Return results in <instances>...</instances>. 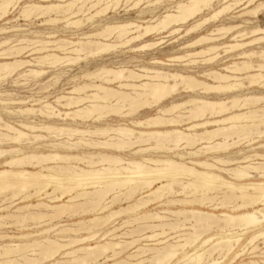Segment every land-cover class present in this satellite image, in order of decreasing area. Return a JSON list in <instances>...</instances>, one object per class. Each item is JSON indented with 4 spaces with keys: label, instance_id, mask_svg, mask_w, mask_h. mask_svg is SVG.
I'll use <instances>...</instances> for the list:
<instances>
[{
    "label": "bare ground",
    "instance_id": "1",
    "mask_svg": "<svg viewBox=\"0 0 264 264\" xmlns=\"http://www.w3.org/2000/svg\"><path fill=\"white\" fill-rule=\"evenodd\" d=\"M17 1L19 0H0V20L7 17L8 8L13 7ZM54 1L58 3L48 2L45 5L30 3L22 8L21 14L23 17L34 15L36 18H48L46 22L63 20L66 22L65 26H76L109 7H119L122 2V0ZM146 1H152V3L170 1L175 4L169 6L166 9L169 10L157 20L155 19L154 23L151 22L152 24H147L148 20H143L137 23L106 25L101 30L98 29L99 31L95 30L96 32L92 34L78 38L77 41L65 38L46 41L20 39L16 40L17 43L10 45L11 39L3 38L0 41V61L10 62L0 63V80L10 78L14 74L19 77L37 78L39 75L42 77L44 70L41 68L43 67L73 64L87 56L104 54L117 47L105 42L111 36L114 37L117 45L126 47L131 43L141 42L153 33L158 35L166 31L169 34H177L188 21L209 9L211 11L208 15H202V18L184 28V35L196 32L209 22L216 21L218 17L239 7L242 12L238 16L249 15L251 19H257L259 13L264 10V0ZM214 2L220 7L213 9ZM137 3L138 1L135 4ZM253 4L254 6L250 7ZM92 9L99 10L86 19L71 21L78 13L85 16L87 15L85 13ZM53 14L55 17L51 18ZM248 19L247 23L250 22ZM144 23L146 25H143ZM239 27L240 24L220 25L181 46L179 49H185L183 55L170 57L165 61L150 62L160 67L171 66L173 61H186L185 65L212 62L221 54L240 51L234 56L238 60H232L233 62L224 66L222 70L225 72L209 69L210 71L202 73L201 76L211 80L212 83L196 79L189 74L164 72L162 69H143L141 73H138L135 72L137 69L134 71L124 66L103 67L82 74L81 78L89 80L90 83L76 84L69 92L70 96L54 99L53 102L57 106L66 110L62 113L55 110L52 102L47 101L34 102L31 107H20L15 110L3 107V112L8 115L24 116L38 113L48 120L57 118L63 121L68 119L71 122H85L90 117L94 120L106 117L108 112H114L120 117H130V119L128 125L107 124V126L104 125L106 127L94 126L81 129L70 127L71 122L68 127L57 125V123L36 125L28 122H19L15 124L17 126L15 127L0 117V213L9 212L7 215H0V226L6 218L14 219V223L19 225L28 219L35 221L36 224L43 222L50 225L53 219L65 216L72 207H81L86 202L92 203L89 211L98 213L92 215V218L73 224H54L38 232L40 239H36L35 236L38 235L32 233L17 236L0 235V241L5 239L25 241L0 244V259H3L0 264H42L44 262L94 264L108 250L112 254L101 258L104 259L103 263L111 260L122 251V248L119 242L108 241V239H111L109 237L113 235L112 232L120 227L113 231L99 233L94 230L93 232L90 227L78 226L87 222H94L93 226H95V223L100 220L107 221L117 214L109 210L103 214L108 208L105 203L106 196L110 192H112L110 204L118 195H123L126 200H132L134 197L133 203L122 210L119 209L121 213H135L141 210L140 207L145 201L141 202L144 198L150 197L160 202L165 196L173 195V198L167 199L163 204L190 206V209L180 208L176 211H168L176 215L175 217L190 222V238L183 240V243L171 244V242V245L167 247L152 248L155 251V256H152L154 264H231L235 263L242 256L245 248L250 245L249 255L252 256L246 262L243 258L235 264H264V250L259 255L256 253L264 244V154L253 152L243 155L240 150L231 152L240 146L242 141L245 146L253 145L256 140L248 136L251 132L258 130L260 134L264 132V95L236 94L242 88L253 86L264 88V48L262 47L264 28L254 26L238 30ZM8 32L6 28H0V35ZM225 36L230 43H215ZM53 38L55 39L51 34L46 36V39ZM155 44L143 43L136 47L130 46L132 51H138ZM23 54H26L25 57L35 54L38 56L29 60L19 59ZM72 55L75 57L73 58ZM25 67H32L26 70L27 74L26 71L20 72ZM113 84H116L117 89L109 87ZM180 92L190 95L184 101L162 105L161 102L164 99ZM197 93L208 95L215 93L226 95V97L210 100L206 97L194 96ZM19 103H23L24 106L26 102L19 101ZM0 104L5 106L9 103L0 100ZM36 105L40 107L35 108ZM150 107L156 108L154 115L144 118L133 117L139 111ZM122 109H125V112H122ZM47 136L54 139L64 136L65 140L45 145L52 147L48 153L25 151L21 146H8L9 148L1 146L4 143L21 144L23 141L31 144ZM94 137L97 139H93ZM259 147L264 148V144H258L254 149ZM39 148L34 147L32 150ZM79 149L97 151L71 153ZM108 149L115 151L116 154L107 153L105 150ZM149 152L160 155L151 156ZM122 153L126 156L121 155ZM231 154L238 158L230 159ZM254 173L256 176H252ZM176 183L177 187H175ZM116 189H119L118 193L114 192ZM212 191L221 194L214 204L210 198L212 196H209V192ZM56 192L59 193L56 194ZM180 194L183 197L176 198ZM80 198L86 199V202H78ZM32 199H35L36 203L30 202ZM20 203L24 205L17 206L10 212ZM194 205L200 208L201 206L210 207L212 211L219 209L221 211L216 214L204 212L194 208ZM141 217L157 219L162 227L167 226L171 229L183 227L176 222H162L164 217L158 214L152 216L150 213H143L138 218ZM212 228L216 229L215 233L203 237V233H207ZM51 230L55 232L54 238L43 236ZM82 231L87 235H83L84 233L81 235ZM154 232L140 239H133L129 244L134 245L139 240L147 241L160 235ZM97 237L99 240L90 245V242ZM88 242L90 244H87ZM186 248L191 250L188 251ZM214 253L217 258H213ZM31 255H38L39 259L30 258ZM57 256L60 258L56 259ZM143 256L145 257L144 254ZM132 257L134 255H128L127 260L120 259L113 264H136L128 260Z\"/></svg>",
    "mask_w": 264,
    "mask_h": 264
},
{
    "label": "rangeland",
    "instance_id": "2",
    "mask_svg": "<svg viewBox=\"0 0 264 264\" xmlns=\"http://www.w3.org/2000/svg\"><path fill=\"white\" fill-rule=\"evenodd\" d=\"M137 1H138V3H137L138 5L135 4ZM178 1H182V0H178ZM48 2L54 3L56 1L50 0ZM48 2H43L41 0H19L16 2V4L13 7L8 8L7 14H6L7 17L3 20H0V28H6L7 32L8 31L9 32L6 34H1L0 35V41L3 40V38H10L11 39L10 45L17 43L16 40H20V39L33 40V41L37 40V39H41V40L46 41V40H58L61 38H65V39H69L70 41H77L78 38L80 39V38H83L89 34H92V33L96 32L98 29L101 30L106 25H113L116 23H125V22L137 23V22H141L143 20H148L147 24H152L159 17H161L166 11L169 10V9L166 10L167 8H169V6L171 7V6H174V4H175V2H170V1L162 2L163 3L162 4L161 2L152 3V1L148 2L146 0H122V2H120V4H119L120 6L118 5L119 7H115V8L109 7L108 8L109 10L106 9L104 12H101L99 14L94 15L93 18H91L90 20H84L82 23L79 24L80 26L76 25L78 27H76L74 25H70L71 27L65 26L66 22L63 20H59L58 21L59 23L57 21L56 22H46V20L48 18H45V19H44V17L43 18H36V17H34V15H30L28 17H23V15L21 14L22 8L25 5H28L30 3H40L42 5L43 4L45 5ZM125 2H126V4H125ZM56 3H58V2H56ZM216 4H217L216 2L213 3V5H212L213 9H217L220 7L219 4H217V5ZM146 5H148V6H146ZM253 6H254V4L250 7H253ZM99 9H96V10L92 9V11L85 13V14H87L85 16H84V14L78 13L79 15L78 14H77V16L75 15V17L73 19H71V21L81 19V18L86 19L87 17H89L91 14H94ZM123 10H125V11H123ZM208 11H204L201 15L197 16L195 19L188 21L185 25H183V27L181 28V31H179V33H177V34L176 33L175 34L174 33L169 34L166 31H164L158 35L156 33H153V34L149 35L148 37H146L145 39L141 40V42L137 41V43L134 42V43H131L129 45H126V47H124L125 45H123L121 47L119 45H117V42L114 41V37L111 36V37H108L105 42L110 43L112 45H116L117 47L112 48L111 50L105 52L104 53L105 55L103 53H100L99 55L87 56L86 58H82V59L78 60V62L76 61L73 64L70 63L67 65H60L57 67H47V66L43 67L41 69L44 70V73L42 74V77H41V75H39L38 76L39 78L37 77L38 79L36 77H31V76L19 77V76H16V74L11 75L10 78L9 77L5 78L7 81L5 79H1L2 81L0 80V100L1 101H7V103H9V104H7L5 106H2L0 104V117L3 119V121L9 122L11 125H13L15 127H17L15 124H17L19 122H28V123H32V124H36V125H39L41 123H44V124H56L57 123V125L68 127L69 123L71 122L68 119L65 121L59 120L57 118L52 119V120H48L41 114H39L41 116L40 117L38 115V113H36L34 115L28 114V115H24V116L23 115H8V114H5L3 112L2 108L5 107V108L10 109V110H15V109L20 108V107L21 108L31 107V104L34 102L47 101L49 103L52 102L51 104L55 105V106L53 105L55 107V110H57V111L59 110L62 113L66 110L65 109L63 110V108H61L60 106H57L55 104V102H53L54 99H56L57 97H60V96H70L69 92L71 91L73 86L76 84L81 85V84H83V82L84 83H90L89 80H83L81 78L82 74L86 73V72H93L94 70H97V68L99 69V68H103V67L104 68H116L119 66H124V67H127V68L132 69V70L134 69V71L137 69L135 72H138V73H141V71L143 69H162L164 72H171V73L177 72L180 74H189V75L196 77V79H200V80H204L205 82L212 83L211 80H208V79L206 80V78L204 76H201L202 73L210 71V70H213L216 72H225L224 70H222L224 68V66L235 61L236 57H234V56H236V54L239 53L240 51L230 53V54H221L222 56L219 55L218 56L219 58L216 57L217 60L214 59V61H212V62H197V63H191V64H187V65H185L186 61H178V62L173 61V62H171L172 65H174L176 67H174V66L172 67V65L166 66V67L165 66L160 67L159 65H154L153 63H150L153 61H163V60L165 61L166 59H168L170 57L183 55V51H185V49H183V50L179 49L181 46H183L186 43L191 42L192 39L194 40L195 38L198 37V35L199 36L204 35L207 33V31L209 32L215 27H220V25L221 26H224V25L228 26V25H232V24L233 25L234 24H240V27L238 30H241L244 28H252L254 26L264 28V10L261 13H259L257 19H251L249 17V15H245V17L242 15L238 16V14H240L242 12V11H240V7H239L237 9L231 11L230 13L224 15L225 17L220 16V17H218V19H216V21L214 20V21H211L208 24L204 25L201 29L194 32L195 34L192 33L189 35H184V28L192 25L195 20L197 21L200 18H202L203 16L208 15L210 13L211 9H209ZM236 11H238V12H236ZM140 14H141V16H140ZM230 16L233 18H231ZM54 17H55V14H53L51 16V18H54ZM247 18H249L248 20L250 21L248 23L246 21ZM59 19H61L60 16H59ZM143 25H146V23H144ZM245 26H247V27H245ZM13 30H15V31H13ZM49 34L54 36L55 39L54 38L53 39H46V36H48ZM190 35H191V37H190ZM227 36H225L224 38H222L218 41H215V43H218V44L230 43V41L228 39L229 36L228 37ZM44 37H45V39H44ZM175 41H176V43H175ZM143 43H156V44L151 46V47H148L144 50H138V51H132L131 50L132 47H136L137 45H141ZM166 44H167V46H166ZM10 45H8V46H10ZM168 45H170V46H168ZM163 46H165V47H163ZM262 47L264 48V44ZM56 53L59 54V52H56ZM106 53H107V55H106ZM26 54L21 55V57L19 59L22 58V60H29L34 56H38V54L37 55L35 54L32 56L25 57ZM72 57L74 58L75 56L72 55ZM155 58H157V59H155ZM85 59H86V61H85ZM236 60H238V59H236ZM2 62H10V61L1 60L0 63H2ZM59 67H61V68H59ZM29 68H32V67H25V68L21 69L20 72L26 71ZM33 68L39 69L40 67H37V68L33 67ZM26 74H27V71H26ZM109 87L117 89L116 84L109 85ZM244 89L245 88H242L239 92H236V94L245 95V94L249 93L251 95H256V96L257 95H264V92H263L264 88L262 89L259 86L258 87L253 86V87L246 88L245 90ZM123 91H125V90L123 89ZM188 95H190V94L180 92L179 94L177 93V95L175 94V95L171 96L170 98L168 97V98L164 99L161 103H162V105H169L172 102H181V100L182 101L186 100ZM194 96L206 97V98H209L210 100H217L218 98H225L226 97V95L215 94V93L214 94L210 93L209 95L203 94V93H197ZM19 101H23L24 103L25 102L26 103L23 106V103H19ZM10 102H11V104H10ZM13 102L15 103V105ZM34 107L39 108L40 105H36ZM150 108L143 109V111L142 110L139 111L133 117L134 118H138V117L144 118V117L154 115L156 113V108L155 107H150ZM122 112H125V109L124 110L122 109ZM27 116H28V118H27ZM105 116L106 117H103L99 120H94V119H91L92 117H90V118L86 119L85 122L83 121L84 123L82 121L71 122L69 126L83 129V128H89V127H94V126L95 127H106L107 124L110 126H113V125L115 126L117 124L128 125V120L130 119V117L129 118L128 117L125 118L124 116L120 117V115L115 114L114 112H108V114H106ZM77 124H79L80 126ZM104 125H106V126H104ZM251 133L248 136H250L251 138H254V140H256V142L253 143V145L245 146L244 141H242L243 143L241 142L240 146L231 150V152H235V151L240 150L243 153V155H248V154H251L253 152H258V153L264 154V148L263 147H259V148L254 149V147H256L258 144H264V132L262 134H260V131L258 130L256 132L254 131ZM42 134L45 135L44 133H42ZM95 138L96 137H94L93 139H95ZM64 140H65L64 136H60L57 139H54L53 137L47 136L44 139H40V140L35 141L34 142L35 144L34 143L30 144V143L23 141L21 144L15 145V144H5L4 143V145L2 144L1 146L3 148H9V147H14V146L20 147L21 146V148L23 147V150H25V151H35V152L37 151V152H41V153H44V152L48 153V151L51 150L52 147L51 146H45V145H47V144L49 145V143L61 142ZM34 147H37V148L40 147V148L36 149V150H32V148H34ZM261 148H263V149H261ZM87 150L88 151H97V150H90V149H87ZM87 150L86 149H79L78 151L77 150L72 151L71 153H74V154L80 153L81 154L83 151H87ZM108 150H105V151L107 153L116 154L115 151H113V150L111 151L110 149H108ZM180 151L184 152L185 150H180ZM123 154L124 153H122L121 155H123ZM125 154H128V152H125ZM125 154H124V156H126ZM148 154H150L151 156H159L160 155V154H156V153L154 154L152 152H149ZM229 158L230 159H237L238 157H234V155L231 154ZM222 175L224 177H227L225 174H222ZM252 176H256V173L252 174ZM175 187H177V183H176ZM118 191H119V189L114 190V192H117V193H118ZM58 193L56 192V194H58ZM172 196L173 195H170L167 197L165 196L164 198L161 199L160 202L156 201L154 197L144 198V200L141 202V203H143L145 201L144 205L142 207H140L141 210L139 209L135 213L134 212L133 213L132 212L121 213V212H119L120 210L126 208L127 205H130L131 203H133L134 197H132L133 199L131 198L132 200H130V199L126 200L123 195H118V197L115 198V201L110 204L109 200L112 198V192H110L109 195L106 196L107 198H106V203H105L108 206V208L106 210H104L103 214H106L108 212V210L114 211L117 214L113 215L107 221L103 220V219L100 220L98 223H95V226H93L94 222L93 223L92 222L82 223V224H78V226L90 227L92 231L94 230V231L99 232V233H104V232L106 233L109 231H113V229H115V228L120 227L119 229H116L112 232L113 235L111 237H109L111 239H108V238L107 239H108V241L119 242L121 245L122 251L119 254L115 255V257H113L111 260L109 259L108 261L103 263L104 259H102L101 257H103L104 255L110 256L112 254L111 251L108 250V252H106L104 255L100 256L99 260L96 261L94 264H113L115 261H118L120 259H126L127 260L128 255H134V257H132V259L128 258V260L129 259H130V261L132 260V263L154 264L153 263V261H154L153 257L155 256V251L153 250L154 248L160 249L163 247H167L171 244L183 243L182 242L183 240L190 238L189 237V236H191L190 235L191 229H189V227H190L189 223L190 222L184 221L182 218L180 219L179 217H175L176 215L168 212V211H176L180 208L190 209V206H188V205L187 206H181L180 204H172V205L170 204L171 206L170 205L166 206L167 204H163L167 201V199H171L174 197V196L173 197ZM178 196H176V198H182L183 197L182 194H180ZM209 196H212L210 198H212L211 199L213 202L212 204H214V202H216L215 200L219 196H221V194L219 192L212 191V192H209ZM44 201H46V199H44ZM77 201L78 202H86V199L80 198ZM30 202L36 203L35 199H32ZM91 204L92 203L86 202L81 207H72L68 211L69 212L68 214H65V216L62 215L61 218L53 219V221L50 223V225L45 224L43 222L40 224H36L35 221H33L31 219H28L22 225H19L17 223H14V219L6 218L3 221L2 225L0 226V235L17 236L19 234H26V233H32V234L38 235V232H40L41 230L47 229V228H49V227H51L57 223H59V224H73L74 222H77V221H80L83 219L86 220V219L92 218L95 214H98V213L94 212V211H89V209H91ZM22 205H24V204L20 203V204L14 206L13 209L10 210V212L12 210H14L17 206H22ZM194 208H196V209L199 208L198 210H201L204 212L215 213V214L219 213L221 211V209H219L218 211L217 210L212 211L210 207L201 206V208H200V206H198V205H196V206L194 205ZM8 213L9 212H2V213H0V215H7ZM143 213H145V214L150 213V214H152V216L154 214H158V215L164 217L162 222H168V223L176 222V223L180 224V226H183V227L171 229V228H168L167 226L162 227L161 224L159 223V220H157V219H153V218H149V217L138 218ZM129 219H131V220H129ZM6 220H8V221H6ZM167 220H169V221H167ZM180 221H182V222H180ZM139 222H140V224H139ZM88 224H90V225H88ZM149 225L152 227H150ZM154 225H156L157 227H153ZM37 226H40V227H37ZM164 228H165V230H164ZM186 228H188V229H186ZM97 229H98V231H97ZM136 229H138V230H136ZM212 229H210L211 231L210 230L207 231V233L206 232L203 233V237H205L206 235H209V234H214L215 233L214 231L216 229L215 230H214V228H212ZM129 230H131V231H129ZM154 231H156V232H154ZM199 231H202V230H199ZM145 232H147V233H145ZM153 232L154 233H160V235H158L152 239H148L147 241L145 239L139 240L134 245L129 244L133 239H140L142 236L150 235ZM53 233H55V232L53 230H51L49 233H47V235L45 234L43 236L54 238ZM83 233H84V231H82L81 235ZM121 233H124V234L126 233V234L117 236ZM83 235H87L86 232ZM187 235H188V237H187ZM63 237H67V236L63 235ZM35 238L40 239L41 236L38 235V236H35ZM177 239H179V240L177 241ZM98 240H99V238L97 237V238L93 239L92 242H90L91 244L89 242L87 244L93 245ZM163 241H165V242H163ZM9 242L24 243L25 241L17 240V239H12V240L11 239H5L3 241H0V244L9 243ZM186 249H188V251L191 250V248H186ZM250 249H251V245L246 247L244 250L245 252L243 251L244 254L242 253V256L235 263L239 262L243 258H244L243 259L244 262L248 261V258L250 256H252V255H249ZM260 249H261L260 251L258 250L256 252L257 255H259V253L264 250V244L260 247ZM126 250H128V251H126ZM140 251L141 252L145 251V252L141 253ZM162 251L164 252L165 249ZM143 254L145 255V257L143 256ZM215 256H216V254L214 253L213 258H217V256L216 257ZM30 258L39 259V256L38 255L37 256L31 255ZM59 258H60V256L56 257V259H59ZM254 259H257V258H254ZM2 260L3 259H0V261H2ZM112 260H114V261H112ZM137 262H139V263H137ZM173 262H175V261H173ZM235 263H231V264H235ZM42 264H50V263L44 262Z\"/></svg>",
    "mask_w": 264,
    "mask_h": 264
}]
</instances>
